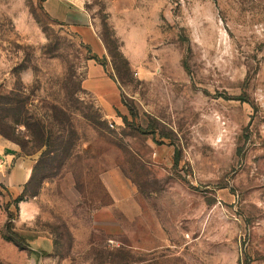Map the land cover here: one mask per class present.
<instances>
[{
	"label": "rangeland",
	"instance_id": "rangeland-1",
	"mask_svg": "<svg viewBox=\"0 0 264 264\" xmlns=\"http://www.w3.org/2000/svg\"><path fill=\"white\" fill-rule=\"evenodd\" d=\"M81 1L126 28L109 117L79 34L0 0V264H264V0Z\"/></svg>",
	"mask_w": 264,
	"mask_h": 264
},
{
	"label": "crops",
	"instance_id": "crops-1",
	"mask_svg": "<svg viewBox=\"0 0 264 264\" xmlns=\"http://www.w3.org/2000/svg\"><path fill=\"white\" fill-rule=\"evenodd\" d=\"M84 5L85 3L81 0H44L43 3L44 10L51 19L75 30L81 37L82 43L89 46L95 56L100 59L106 58L107 51L96 32L94 19L85 11ZM121 8L124 10L123 7ZM123 13L131 17L134 15V9L129 6ZM122 20L118 13L110 11V25L115 36L121 41L126 38V28H124ZM121 49L122 54L132 67L133 61L128 57L129 52H127L126 45L124 44ZM111 74L112 71L107 67L103 68L95 61L90 60L87 61L84 78L81 82V89L93 97L106 117L112 116L114 108H118L120 103L118 86ZM0 146H3L1 142Z\"/></svg>",
	"mask_w": 264,
	"mask_h": 264
},
{
	"label": "trees",
	"instance_id": "trees-1",
	"mask_svg": "<svg viewBox=\"0 0 264 264\" xmlns=\"http://www.w3.org/2000/svg\"><path fill=\"white\" fill-rule=\"evenodd\" d=\"M55 22L58 23V24L64 25V24L59 23L57 21H55ZM106 23H107L106 20H105V22L102 23V29L105 31V34H101V36H99V37H100V39H101V41H102V43H103L106 51L108 52V54H110L109 40H108L107 36H111L115 40V35H114L113 31L111 29H109V27H108V25ZM80 46L86 51V54H87L86 60L87 61H90V60L91 61H95L96 63H98L99 65H101L103 68H106L107 67L106 66V58L105 57H103L102 59L98 58L97 56H95L92 53V51L89 48V46H87V45H85L83 43H80ZM118 56L122 59L124 65L126 67V69L129 70V68H130L129 62L123 57V55L121 53ZM118 56H115V57H118ZM112 57H114V56H112ZM112 70H114L113 73H115V76L118 77L119 70H118L116 64H114V68L112 67ZM111 75H112L111 77L113 79H115L114 74H111ZM22 123H24V122H22ZM26 125L28 127V124H26ZM37 126H38L37 131H34L33 134H34V136L36 138H39V140H43V137L45 135V133L43 134V132H42L43 126L42 125H37ZM0 187H4V186L2 184H0ZM6 211L8 213V216H7V223L5 225V231H6V234L8 235V237H9V239L18 248L24 249V250L27 249V250L30 251V253H35L36 254L37 252L34 251V250H32L29 247L28 240L25 239L19 233H16L14 231V229H13V223L11 222V220L13 219V217H12V213L9 212V206H6Z\"/></svg>",
	"mask_w": 264,
	"mask_h": 264
}]
</instances>
